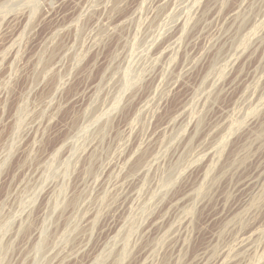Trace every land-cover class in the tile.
<instances>
[{
  "label": "rangeland",
  "instance_id": "374dc122",
  "mask_svg": "<svg viewBox=\"0 0 264 264\" xmlns=\"http://www.w3.org/2000/svg\"><path fill=\"white\" fill-rule=\"evenodd\" d=\"M0 264H264V0H0Z\"/></svg>",
  "mask_w": 264,
  "mask_h": 264
}]
</instances>
